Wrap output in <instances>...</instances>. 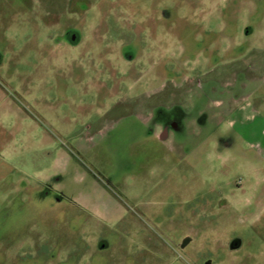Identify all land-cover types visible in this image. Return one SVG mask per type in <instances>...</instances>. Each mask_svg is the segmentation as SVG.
I'll return each instance as SVG.
<instances>
[{
    "label": "rangeland",
    "instance_id": "374dc122",
    "mask_svg": "<svg viewBox=\"0 0 264 264\" xmlns=\"http://www.w3.org/2000/svg\"><path fill=\"white\" fill-rule=\"evenodd\" d=\"M0 264H264V0H0Z\"/></svg>",
    "mask_w": 264,
    "mask_h": 264
},
{
    "label": "flooded vegetation",
    "instance_id": "af4514ba",
    "mask_svg": "<svg viewBox=\"0 0 264 264\" xmlns=\"http://www.w3.org/2000/svg\"><path fill=\"white\" fill-rule=\"evenodd\" d=\"M179 117V116H178ZM177 117V118H178ZM176 120H178V119H173V118H171L170 119V123H169V127H171L172 129H175V128H177L178 127V123H177V121ZM168 130H169V128H162L161 129V137L163 138V137H166L167 136V134H168Z\"/></svg>",
    "mask_w": 264,
    "mask_h": 264
},
{
    "label": "water",
    "instance_id": "95a60500",
    "mask_svg": "<svg viewBox=\"0 0 264 264\" xmlns=\"http://www.w3.org/2000/svg\"><path fill=\"white\" fill-rule=\"evenodd\" d=\"M75 37L74 36H72V39H74Z\"/></svg>",
    "mask_w": 264,
    "mask_h": 264
}]
</instances>
